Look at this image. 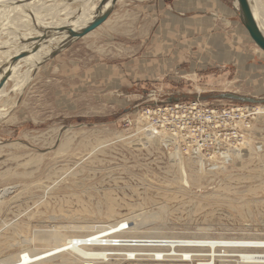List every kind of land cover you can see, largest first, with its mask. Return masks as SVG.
I'll list each match as a JSON object with an SVG mask.
<instances>
[{"label": "rangeland", "instance_id": "374dc122", "mask_svg": "<svg viewBox=\"0 0 264 264\" xmlns=\"http://www.w3.org/2000/svg\"><path fill=\"white\" fill-rule=\"evenodd\" d=\"M207 1L193 0L184 15L173 6V17L189 19L193 25L183 36L180 32L174 36L167 75L139 85L129 84L126 78L120 85L121 74H117L123 64L134 68L128 64L130 59H122L126 51L119 34L129 28L120 27L119 22L123 15L130 17L126 10L117 12L113 7L110 24L114 27L107 34L97 31L65 49L57 45L61 32L74 28L69 22L81 15L94 18L102 8L100 0H40L34 4L35 12L28 8L20 19L26 29H17L18 20L9 26L0 24V190L11 189L0 208V226L14 222L0 234L8 235V239L0 238V264L17 254L47 252L56 239L42 241L40 233L64 240L107 231L104 234L126 237L264 241L263 116L249 118L257 131L246 140L251 150L243 159L244 169L222 156L225 151L210 156L189 154L169 132L148 140L144 131L147 117L141 118L143 111L170 102L199 99L209 107L264 109V53L242 25L238 3L214 0L217 6L210 7ZM1 12L10 13L0 6ZM86 18L81 28L90 22ZM160 22L152 41L167 29L162 24L164 14ZM27 30L28 35L52 41L30 73L28 62L20 68L12 64L25 56L15 57L16 47L35 43L36 38L24 35ZM212 37L227 47L230 59L221 53L222 63L211 59L217 53L208 42ZM228 93L260 102L215 97ZM117 135L128 138L104 153L86 157L97 141ZM67 141L69 145L62 148ZM191 169L206 176L202 186L186 183ZM69 171L44 195L48 186ZM224 184L229 185L226 190ZM108 197L114 199L112 214ZM20 224L25 225L22 235L17 232ZM192 259L161 262L115 257L85 264H197ZM35 264L67 263L55 256Z\"/></svg>", "mask_w": 264, "mask_h": 264}, {"label": "bare ground", "instance_id": "6f19581e", "mask_svg": "<svg viewBox=\"0 0 264 264\" xmlns=\"http://www.w3.org/2000/svg\"><path fill=\"white\" fill-rule=\"evenodd\" d=\"M249 1L252 6L254 16L256 17V21L262 33L264 34V0H249ZM38 2H40V0H35V1L28 2V3L19 4V3H13V0H0V6L3 8H7V10L10 12L9 14H5V13L2 14V12L0 13V24L3 26L7 24L9 26L11 24L16 23V21L18 20L20 25H17L19 27L17 29H26L27 26H24V24L22 23L20 19L23 16L27 15L26 11L28 8H31V10L35 12L37 10V7H36L37 5H34V4H37ZM101 2L102 0H100V3ZM235 2L237 5L238 3L237 0H235ZM111 7H112L111 5H102V8H104L103 9L104 11L110 10ZM102 8L100 10H102ZM100 10H99V13H100ZM90 16L87 17L88 21L90 20ZM85 18H84V15H81L77 17L76 19L70 21L69 23L75 24L74 28H70V29L78 30L77 28H81L82 25L84 24ZM94 18H92L90 22ZM90 22H85V23L89 24ZM22 34L23 33H21V35ZM28 34H29V30L25 31L24 35L26 36V38L28 36H31ZM61 34H63V37L59 41H57L58 47H62L64 43L66 42V40L68 39V35L66 32H61ZM42 36L43 35L41 36L34 35V36L29 37L28 39H33V38H36V39H35V43L32 46H28L27 48H24V46H18L16 48L14 47L16 49L14 52L15 57H20L23 55L25 56L24 58L14 61L12 63L13 66H15L16 68H20V65L26 61V63L28 62L30 66V69L27 68L29 71L28 73L31 72V70L34 68V65H36L39 59L41 58L44 50L47 49L51 45V42H52L50 40L45 41L42 38ZM37 37L38 38L41 37L40 38L41 40H37ZM56 49L53 52H55ZM26 63L24 65H26ZM18 80L21 81L20 79ZM257 109L258 110H256L257 113H255V116H258V118L256 120H260L262 116L264 118V109L263 108H257ZM141 118L143 119L145 117L142 116ZM254 131H257V127L255 123L252 125L250 124L249 129L245 132L244 139L241 142V144L236 147L226 148L222 156H225V158L229 157L228 161L233 162L240 169L241 168L244 169L245 165L243 164V159H245L246 157H249V153L251 150L246 140L247 138L249 139L250 135ZM164 133H168V132L162 131L155 135L148 134V133H145V134L149 136L147 137V138H150L148 140H152V139H156L159 137L161 138V136ZM170 136L171 135H167V138L171 140ZM127 138L128 137H125L123 135H119V136L117 135L115 139H110V140H105V141L99 140L96 142V145H94V147H92L91 150L87 153L86 157L91 158L96 153H104L105 152L104 150L109 148L110 145L116 142L124 141V139H127ZM68 145H69V141L64 142L62 144V148H65ZM232 159H235V160H232ZM261 162L264 165V161L261 160ZM181 166L183 168L185 167V164L182 163ZM69 173L70 171L61 175L60 178L54 181L52 185L48 186L44 192V195L49 194V192L53 190L55 185H57L59 181L62 180ZM205 180H206V176L201 171H194L192 169L190 173L188 174V178H185L186 183L190 181L189 183H191L192 185H199V186H202L203 181ZM223 187L222 188L226 190L227 187H229V185L224 184ZM10 191L11 189L0 190V208L3 207L4 198L7 196V194H9ZM107 204H108V211L110 214H112L115 208L114 199L108 197ZM27 213L28 212L26 211L24 214H27ZM13 225H14V222H11V223L3 222L2 226H0V234L7 231ZM20 225L17 226L18 227L17 232L22 235L25 232V225L24 224H22L21 226ZM106 232L107 231H103V232L92 233V234H87L83 236L82 235L81 236L71 235L70 238H68L67 240L57 238L56 235L54 234H48L47 236H45L42 233H40L38 237L42 241H49L52 239V237L56 239L54 240L55 242H51L52 243V245H50L51 248L47 252L42 253L38 256L28 255L24 253L17 254L12 259H8L7 261L1 264H35V263L42 262L44 260H47L48 258H52L55 256H59L60 258H62V262L67 263V264H79V263L85 264V263L103 262V261H109L115 257H118L120 260H124V261H130L129 258H133V257H146V258H151L152 260L154 259L155 261L156 260L159 261L160 258H164V259L171 258L179 262L186 261L184 259H187V258H193L191 261H194L197 259L196 262H199V264H264V258L261 257L264 255V249H263L264 245H262L264 244V241H260V240H254V241L245 240V239L244 240H236V239L225 240V239H212V238H206V237H203V238L194 237L192 239L179 238V237L163 238L159 236H156V237L155 236H145V237L127 236L126 237L122 233L109 232L107 234H104ZM0 238L8 239V235L5 234L4 236ZM163 242H166V243H163ZM45 254H50V255L34 260L35 258L40 257ZM132 260H137V259H132ZM165 261L166 262L170 261V259L165 260ZM165 261H161V262H165Z\"/></svg>", "mask_w": 264, "mask_h": 264}, {"label": "crops", "instance_id": "0c3cea01", "mask_svg": "<svg viewBox=\"0 0 264 264\" xmlns=\"http://www.w3.org/2000/svg\"><path fill=\"white\" fill-rule=\"evenodd\" d=\"M192 1L193 0H119L116 3L114 7H116L115 10L117 12L126 10V13L130 16L126 17L123 15L121 17L119 26L129 29L126 31L122 30L123 32H120L119 37L122 39L121 43L124 51H126L122 59H130L128 64L130 65L133 63L134 66V68L130 69V66L127 68L123 67V64L120 66L122 68H119L120 71L117 69V74H121L120 85H124L123 82L125 78L129 80V84L139 85L167 75L172 64V41L174 40V36L179 32L183 36L187 33L190 26L193 25L189 23V19H182V21H180L173 17V6H176V8L182 12L181 15H184L188 12L187 8ZM207 2L211 3V5H209L210 7H212V5L213 7L217 6L214 0H208ZM162 14L166 17V22H162V24H164V27L167 29H165L163 35L160 34L158 39L155 38L156 40L154 39L152 41L154 33L160 27V17ZM111 21L113 20L109 18L91 34L97 31H100V35L107 34L108 31H111L112 26L114 27V25L110 24ZM205 24V27H209L206 22ZM208 30L210 31L211 29L209 28ZM216 38L213 39L212 37L208 41L211 47L217 50V53L212 55L211 59H213L214 62L222 63L225 58L230 59V56L225 53L226 51L228 52L227 47L219 43V39L217 40ZM219 53L222 55L224 54L225 58L223 59ZM183 58L184 57H182V59ZM208 60L210 61V58H208Z\"/></svg>", "mask_w": 264, "mask_h": 264}, {"label": "built area", "instance_id": "2783aa9c", "mask_svg": "<svg viewBox=\"0 0 264 264\" xmlns=\"http://www.w3.org/2000/svg\"><path fill=\"white\" fill-rule=\"evenodd\" d=\"M143 113L147 117L144 131L148 134L170 132L186 153L210 156L239 146L249 129V118L257 112L251 107H209L197 99L157 105ZM169 259L160 258L159 261Z\"/></svg>", "mask_w": 264, "mask_h": 264}, {"label": "water", "instance_id": "95a60500", "mask_svg": "<svg viewBox=\"0 0 264 264\" xmlns=\"http://www.w3.org/2000/svg\"><path fill=\"white\" fill-rule=\"evenodd\" d=\"M31 1H35V0H22L21 2H18V3L22 4V3H28ZM117 2L118 0H102L101 5H111L112 6L110 10L104 11L103 10L104 8H102V10H100V13H98L99 15H96L95 16L96 18H94L89 24H87L85 27L81 28L80 30H72L70 28H66V29L64 28L63 32L67 33L68 39L66 40L64 45L60 48L65 49L69 44H71L75 40L86 37L90 33L97 30L100 26H102L110 18L111 11ZM237 2L239 6V18H240L242 25L246 29L250 39L264 53V34L262 33L256 21V17L254 16L250 1L249 0H237ZM215 97L216 99L232 100V101L248 103V104H256L260 102L256 100L255 98L238 96L236 94H231V93L221 94ZM261 101H264V99H262Z\"/></svg>", "mask_w": 264, "mask_h": 264}]
</instances>
